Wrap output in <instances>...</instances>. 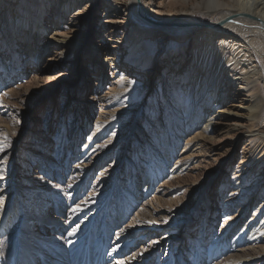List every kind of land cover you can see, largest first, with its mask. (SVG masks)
Instances as JSON below:
<instances>
[{"label":"bare ground","instance_id":"obj_1","mask_svg":"<svg viewBox=\"0 0 264 264\" xmlns=\"http://www.w3.org/2000/svg\"><path fill=\"white\" fill-rule=\"evenodd\" d=\"M97 1L0 0V88L16 77H26L30 65L38 66L41 54L50 51L49 46L62 49L63 54V50L71 45L78 48L87 40L86 35L90 31L95 35L101 33L104 43L112 44L102 49L108 54L109 76L106 78L108 68L102 62L91 70V75L97 79L91 99L100 101L98 114L93 118L88 115L82 128L77 120L81 110L74 114L67 111L65 117L62 115L57 134L55 168H59L60 162L69 164L70 158L79 153L76 164L68 169L70 178L63 187L70 192L68 223L64 224V219L49 217L45 212L40 214V208L33 204L34 194L40 193L45 195L41 207H45L46 195L52 197L49 200H59L55 198L58 194L54 195L52 190L55 188L53 181L39 180L28 173L17 176L14 174L17 166L14 159L8 164L4 159L0 163L3 171L0 173L3 176L0 179V246L5 245L8 239L9 235L1 236L6 229L22 227L17 235L21 254L18 255V248L13 252L10 247V257L5 264H22L23 254H28L33 264H69L61 262V256L58 259L53 257L59 254L55 251L60 250L62 242L72 253L74 260L71 264H105L109 256H114L115 260L111 259L107 264L150 262L147 257H150L151 249L138 251L128 263L116 256L145 234L144 229L155 232L168 225V231L172 230L173 234L176 229L170 225L176 222L167 224L140 215L139 220L131 221L130 229L126 228L128 225L119 228L123 226L121 224L112 236L110 231L113 230L114 219L118 223L124 222L138 200V194L148 195L160 180L163 183L158 185L159 182L156 187L168 183L169 190L178 183L177 191L181 190L180 198H184L183 187L190 186H186V181L182 185L180 180L188 177L191 171L200 169L199 157L207 158L206 147L213 145L215 135L230 130H233V135L236 133L237 140L244 134L246 143L239 165L232 172L234 183H228L226 178L219 182V194H226L221 202L223 224L217 233H212L213 230L208 229L210 217L204 218L197 231L199 237L192 241L193 249L196 244L200 246L191 252H197V257L191 258L192 263L183 258V264H204L209 260L208 264H251L264 259V0H103V25L95 26L91 22L94 18L91 11ZM69 13L71 17L68 18ZM198 14L211 16L217 21L202 22ZM46 32L47 37L44 38ZM73 33L79 36H73ZM88 44L87 50L96 57L98 47L94 49ZM159 67L162 71L154 84L152 75L158 74ZM86 75L83 78L85 82L90 73ZM81 85L80 91L86 94L88 81ZM21 88L25 85L13 84L0 93L1 114L6 111L1 109L9 107L7 96L13 97ZM147 95H150L148 101ZM63 103L64 111L67 102ZM143 112L147 117L140 122ZM53 113L54 104H51L45 120L49 127ZM221 119L231 120L223 123ZM68 126L71 129L69 134ZM117 140H123L124 144L133 140L131 159L125 155L124 146L120 148L123 149L121 155L117 149L113 156L118 157L114 169L101 168V174L92 184L95 162L111 159L110 152ZM25 149L44 159L42 163L49 171L47 176L53 178L54 173L45 161L49 159L45 150L41 152L30 146ZM0 156H3L2 152ZM140 162L144 163L143 175H140ZM25 163L29 164L27 160L23 161ZM3 166L8 167L7 172ZM45 169L43 174L47 172ZM127 174V179H123ZM58 177L63 181L65 176L58 174ZM141 177L144 179L140 192ZM118 181L127 183L123 185L126 186L123 188L125 194L121 196H127V200L123 204L118 195L122 193H118L116 208H110ZM90 184L89 197L74 204ZM238 197L242 210L236 213L232 202L236 200L238 203ZM260 198L252 216L237 230V217L245 215L254 200ZM211 204L205 200L203 213H215ZM18 205L24 209L23 221L29 228L26 232L21 218L17 223L15 221ZM102 211L106 212L103 217L100 216ZM144 211L141 209L140 214ZM38 221L45 233L51 226L61 227L60 235L44 236V232H36L34 227ZM66 227L71 229L61 236V230ZM211 233L214 236L208 237ZM107 236L114 237L109 256V246L105 245ZM171 238L169 244L172 243ZM36 239H40L43 246L37 245ZM54 239L58 241L54 242ZM178 244L181 242L173 244L177 253L180 251ZM52 246L54 248L49 252ZM226 249L230 253L224 256ZM0 251H3L0 255L4 254V246ZM13 254L16 255L15 260L11 258ZM172 257V254L165 257L163 264H170ZM134 259L135 263L131 261Z\"/></svg>","mask_w":264,"mask_h":264},{"label":"rangeland","instance_id":"obj_2","mask_svg":"<svg viewBox=\"0 0 264 264\" xmlns=\"http://www.w3.org/2000/svg\"><path fill=\"white\" fill-rule=\"evenodd\" d=\"M103 6H104L103 0H99L92 7L91 12H93L94 18L92 19L91 22L95 23V26L103 25V18L101 19V17L104 16ZM69 16L71 17L70 13L68 14V18ZM99 17H100V22H99ZM198 19L205 23H212V22L217 21L211 16H203L201 14H198ZM49 31H52V30L50 29ZM46 35H47V32L44 33V38L47 37ZM72 35L79 36V34H75V33H73ZM44 38H42L43 41H44ZM86 39L87 40H85L78 48L77 46L75 47L71 45L70 48L64 49L63 50L64 55L62 54V49L59 50L58 48H55V46L54 47L49 46L50 51L48 52L46 50L41 54L39 61H38L39 65L38 66H36L35 64L30 65V68H28V71L26 72V77H22V78L16 77L14 80H11V81L9 80V82L5 83L0 88V93L2 94V92H4L5 89L7 90L10 85L18 84V83H22L25 85V88H21L19 92L20 94L16 93L13 97H11L12 99L9 98V96H7L6 99L8 101L7 104H9V107L1 109V111H5V110L6 111L2 114L0 113V125H1L0 127L2 129V130L0 129V146H3V148L5 149V151L2 152L3 156H0L1 157L0 161L4 159L6 164H8L11 160L14 159V164L17 165L16 168L14 169V174H16L17 176L19 175L24 176L25 174L28 173V175L34 176L38 178L39 180L43 178V180L45 179L50 182L53 181L54 183L53 182L52 183L55 185L54 186L55 188H53L52 190L54 192V195L58 194V197H55V198H58L59 200H57L56 202L55 200H52V199L49 200L52 197L50 196L47 197L46 195L45 207H41L42 206L41 204H43L41 200H42V197L45 195H42L40 193V194H34L35 196L33 197L34 199L33 204L39 207L41 210H43V211H40V209L38 210L40 214H43L45 212L46 213L45 215H48L49 217L58 218L61 220L64 219V224L68 223V219H69L68 213L71 210V207H69L68 205L70 192L63 187L65 183L69 181V178H70V175L68 176V173L70 170L68 169H71V167L76 164L77 159L79 158V153L77 156L73 155L72 158H70V162L68 161L69 164L60 162L59 168H55V166L53 165L55 164L54 162L55 159H57V146H58L57 145V134H58L59 126L61 123L62 115H64L65 117L67 115L66 114L67 111H69L70 114L71 113L74 114L76 110H81V112L79 113L77 117V120L79 121L80 127L83 128L86 124L87 116L90 115L91 118L95 117L101 108L100 101L91 99L92 95L94 94L93 90L96 88L95 86L97 85L96 84L97 79L95 78L93 74L91 75L92 67L98 64H102V63L105 64L108 68L107 72H105L106 78L107 76H109V72L111 71V67H109L110 62L106 60V57L108 56V54L107 53L105 54L104 52L105 50L103 51L104 52L103 53L102 49H104V47H111L112 44L104 43L105 39L103 35H101V33L95 35L91 31L86 35ZM88 43H90V46H92L94 49L98 47V50H97L98 55L96 57H93V54L89 52L90 50H87V47L89 46ZM61 54L63 56H61ZM161 71H162V68L159 67L158 71H156V73L158 72V74H156V76L152 75V78L154 79L153 80L154 84L158 78L159 72ZM85 73L87 75L90 73V76L88 75V78H87L88 80H86V82L88 81V87L86 89L87 90L86 94L80 91L81 86H84L81 84L86 83L85 80L83 79L85 76ZM25 79L28 81L22 82ZM149 96L150 95H147L146 101H148ZM66 99L68 100L65 101ZM63 102H67L66 108L64 111H63V105H64ZM51 104H54V113H53L54 116L52 118L51 126L49 127L47 126L48 124L45 120H46V115L49 112V108ZM146 117H147L146 113L143 112L140 115V122H143ZM65 119L66 118H64V122H65ZM227 119L225 120L221 119V121H223V123L224 122L227 123L228 121L231 120V119L229 120ZM70 132H71V129H70V126H68V134ZM232 132L233 130H230L227 132L224 131V133L221 132L217 134L218 136L215 135L216 137L213 141V145L211 144L210 146L208 145L206 147V151L207 153H209V154L206 153L207 158L199 157V160H200L199 164H201L200 169L191 171L190 172L191 174L188 177L180 180L182 181L181 182L182 185H185L184 182L186 181L187 182L186 186H190V187H185V188L183 187V197L185 195L184 198H180L181 195L179 191L181 190L177 191L178 183H175V185L173 184L174 188H172L173 191H171L172 189L169 190L170 186L168 183L167 185L166 183H164V185H162L160 188H158L159 186L156 187L159 182L160 183L158 185L163 183L161 180L157 181L154 185L155 186L154 190L151 191L148 195L145 196L143 192L138 194L139 195L138 198L136 197L138 200L136 201L135 205L132 206L131 211L128 212V217H126L124 222L120 221L121 223H118V221L114 219L113 230L110 231L112 236H115L114 235L115 228H118V226L123 224V226H120L119 228H122V227L124 228L126 225H128L126 226V228L130 229L131 227L129 226V224L131 223V221L134 220L135 218L139 220L140 217L143 216V217L153 218V219L156 218V220L162 221L167 224L172 221L176 222L170 225L172 227L174 226V229H176V232H175L176 234L175 233L172 234L170 232L172 230L168 231L169 229L168 225L167 227L163 226L161 229L164 228V230L162 231L160 229L158 231L155 230V232H152L153 231L152 229H144V231H146L147 233L145 232V234H143L140 238H138L136 242H134V244L128 245V248L123 250L122 253H118L116 257H118L120 260H125V263H128L129 258L133 257L134 254H136L138 251H143L144 249H151V255L153 257L151 255L150 257H147L148 261L150 260L151 262L150 263L146 261V263L148 264L149 263L150 264H163V259L167 256H170L171 254L173 255V257L172 259L170 258L171 259L170 264H183V258L187 259L188 262L192 263L193 260L191 258H194V257L196 258L197 252L194 254H191V252L198 250V248L200 247V246L198 247L196 244L193 249L194 242L192 241L196 237H199V234L197 231L200 229V226L202 227L201 224H203L202 222L203 219L210 217V221H209L210 227L208 229L213 230L212 233L213 232L217 233L216 230L221 227L224 221L223 219L224 212H223V209L221 208L222 207L221 202H222V199L226 197V194H224V196L223 195L221 196L219 194V190H220L219 182L222 179L226 178L228 183L230 184L234 183V180L232 178V172L235 171L236 166L239 165L241 153L244 150L243 148L245 147V143H246L244 134L241 135L237 140L236 133H234L235 135H233ZM86 135H87V130L84 133V138H86ZM5 137H7V139H5ZM82 142H83V139H82ZM214 142H215V145H214ZM68 145H69V148L72 147L71 143ZM81 145L82 144H79V146ZM28 146H30L31 148H35L36 150L39 149L41 152H44L45 150V152L49 155V159L46 158L45 161L48 163L51 171L54 173L53 178H50V175L47 176V174H49V171L47 167L43 165L42 163V160L44 161V159L34 154V152L27 151V149L25 148ZM123 146H124L125 155L130 157L131 159L133 152H134L133 140L132 141L128 140L125 144L123 140H117L116 144L114 145V147L112 148L110 152L112 158L110 159L109 157L105 159L106 161L104 160L103 163L98 162V161L95 162L94 168H93L94 173L92 174V177H91L92 184H94L96 179H98V176L101 174L100 171L102 169L104 170L105 167L109 170L114 169V167L116 166V161L118 160V157H113V156L117 154L116 152L118 150H119L118 154L121 155L123 153L122 151L123 149L120 150V148H123ZM211 146H212V149H211ZM145 151H146V148L144 145V152ZM30 155H32L33 157H30ZM213 158H215L216 160H213ZM24 160H27L29 164H26V163L23 164ZM143 165L144 163L140 162V165H139L140 168L138 167L141 172L140 175H143V172H144ZM43 169L47 170V172H44V174L42 172ZM124 169L125 167L123 168V171H125ZM4 170H6L7 172L8 167L6 166ZM252 171H249V172H252ZM1 172L3 173V171H1L0 169V173ZM58 174L60 175L62 174V177L65 176L63 181H59L61 177L59 178ZM127 176L128 174L124 176L123 179H127ZM143 179H144L143 177L140 178V184H139L140 192L143 189V185H141L143 184ZM1 183L3 184V182ZM92 184H90L87 190L82 191L83 192L82 196L80 193L77 198L76 196L77 194H75V197L77 199L75 200L74 204L76 203L78 204L79 201H81L82 199L88 196L89 192L91 191ZM125 184L127 183L118 181L117 185H115L116 191H114L112 195V199H111L112 206H110V208L112 207L116 208L115 207L116 201H117L116 196L118 193H122L118 195L123 200L122 202L123 204L125 203V200H127V196L126 198L123 197L124 199L121 197L125 194L124 189L126 188V186H123ZM202 185H205V186L203 187ZM235 185H237V183H235ZM57 186H60V187L56 188ZM201 187L203 188L201 189ZM35 189H38L37 186H35ZM48 194L50 195L51 193H48ZM59 197L60 198L62 197V198L60 199ZM237 199H238V203H236V200L232 202L233 205L236 206L234 208L237 211L236 213H238L239 210H242L241 207L239 206V204L241 203V199L240 197H238ZM47 200L49 201L47 202ZM205 200H207L208 203L210 204L212 203L210 206L211 208H213V211L215 212L213 215H209V214L207 215L203 213L204 212L203 204ZM260 201H261V198L257 200L255 199L254 202L252 203V206L250 208L248 207L249 208L248 212H246L245 215L243 214V216L241 215V217H237V220H239L237 230H239L244 224V222L248 220L250 216H252V211L254 210V207L258 206ZM122 203H121V206H122ZM249 203H251V201ZM140 208L145 210L144 213L140 214V210H141ZM138 209H140L139 212H138ZM17 211H18L16 215L17 218L15 220L16 223L18 221V218H21L20 222H24L23 221L25 217L24 209L21 207L19 208V205H18ZM105 213L106 212L104 211L100 212V216L103 217ZM183 222L184 224L181 225ZM177 224H180L179 227L177 226ZM40 225L41 224L39 221L35 224L34 229L36 230V232L37 231L40 233L44 232V236L45 234H49V235L55 234L58 236L60 235L61 227L51 226L45 233V231L43 230V227ZM24 226H25V232H26L29 229L28 225L26 224V221L23 223V230H24ZM69 228L71 229V227ZM69 228L67 227L63 228L61 230V233H62L61 236H63V232L65 231L66 233L67 230H69ZM21 229H22L21 225H19L18 227L14 226L10 229H6V232L1 234L2 237L7 236V235L9 236H7L8 239L5 240V245L0 246V248L4 246V254L0 255V260H1L0 264H5L7 257H10L8 255L10 247L13 252H14V249L18 248V255L21 254L20 243H18V236H17L21 233L22 231ZM212 233L209 236L208 235L207 236L213 237L214 235ZM112 236L110 238L109 236H107V244H105L109 246L108 256L111 252V243L114 242V237ZM166 236H169V237H166ZM171 236H172L171 238L172 243L169 244L170 243L169 240ZM57 241L58 240L54 239V242H57ZM179 241L181 242L180 245L178 244V246H180V251L177 253V251L173 247V244ZM36 243L37 245L42 244L40 239H36ZM64 243L65 242L61 243V248L63 250L61 248L60 250H56L55 252L59 254H56V255L54 254L53 257L55 259H58L59 256H61V258L59 259L61 262L63 263L68 262L69 264H71L73 263V260H74V259L72 260V256H71L72 253L69 250V248L66 247V244L64 245ZM206 244H203V245H206ZM53 248L54 247L52 246V248L48 249L49 252H51ZM201 249H203V247H201ZM1 252L3 251H0V254ZM187 252L188 254L189 253L190 254L187 255L186 254ZM224 253H226L224 255L226 256L227 254L230 253V250H227ZM165 254L166 255L168 254V255L165 256ZM15 256L16 255L13 254L11 258H14L15 260L16 259ZM28 256H29L28 254L22 255L21 257L22 264H30V263L33 264L32 263L33 260L31 259L30 256L28 259ZM38 257H41V256H38ZM111 259L115 260V257L113 256L112 258H110L109 256V258L106 259L105 264L109 263ZM3 260H4V263H2ZM212 260H215L214 257ZM131 261L135 263L136 260L134 259ZM144 261H143V264H146ZM209 262L210 260L205 262L204 264H208ZM251 264H264V259L262 260L257 259V263L254 261V263H251Z\"/></svg>","mask_w":264,"mask_h":264},{"label":"snow or ice","instance_id":"obj_3","mask_svg":"<svg viewBox=\"0 0 264 264\" xmlns=\"http://www.w3.org/2000/svg\"><path fill=\"white\" fill-rule=\"evenodd\" d=\"M5 139H7V137H5ZM5 151V149L3 148V146H0V152ZM0 163H2V161H0ZM0 179H3V176L0 175Z\"/></svg>","mask_w":264,"mask_h":264}]
</instances>
